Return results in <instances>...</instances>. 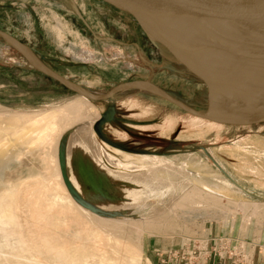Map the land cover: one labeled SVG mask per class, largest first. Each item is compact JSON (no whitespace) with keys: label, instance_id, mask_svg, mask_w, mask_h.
<instances>
[{"label":"rangeland","instance_id":"374dc122","mask_svg":"<svg viewBox=\"0 0 264 264\" xmlns=\"http://www.w3.org/2000/svg\"><path fill=\"white\" fill-rule=\"evenodd\" d=\"M0 29L28 46L62 78L93 94H101L120 82L146 80L195 110L205 111L207 107L206 86L201 80L149 38L130 15L100 2L0 0ZM212 84L222 87L214 81ZM75 102L79 105L75 106ZM71 104L74 108H69L71 115L74 112L71 124L67 129L59 128L55 134L48 132L54 139L45 134L41 141H31L18 150L13 148L17 157H7L8 163L5 161L0 169V195L7 196L5 193L11 191L8 187L20 183L22 192L25 189L20 195L33 196L36 183L40 185L50 178L57 145L59 171L68 192L76 193L77 197L71 194L72 197L78 198L76 201L86 209L95 213L106 211L112 215L104 216L126 221L122 220L118 234L122 240L138 245L141 264H147V260L150 264L178 261L196 264L214 255L230 264L264 262V120L247 125L214 122L191 115L154 91L136 85L92 101L58 83L0 37L1 127L7 125V115L30 117L66 109ZM212 108L217 113L229 112L228 94L214 97ZM110 109V118L102 124L103 133L124 149L103 141L93 131L110 156L138 166L146 165L144 154L172 159L190 172L191 176H187L190 182L177 191L157 188L149 192L145 183L135 187L124 179L109 180L104 171L90 166V160L79 153L71 158L69 169L66 152L71 138L78 136L90 141L89 122L94 123ZM6 136L0 135L2 148L10 145ZM80 161L91 167L96 187L81 180L83 174L77 172ZM166 174L159 171L157 176L178 180V175ZM73 176L84 183V193L74 185L77 181ZM214 177L226 178L234 185L229 188L216 184ZM193 185L252 205L242 209L241 205H218L198 197L192 202L187 193ZM102 201L110 206H102ZM146 219L155 221L154 230L138 228L141 220ZM12 243L0 261L31 263L32 256L18 254V243Z\"/></svg>","mask_w":264,"mask_h":264},{"label":"bare ground","instance_id":"6f19581e","mask_svg":"<svg viewBox=\"0 0 264 264\" xmlns=\"http://www.w3.org/2000/svg\"><path fill=\"white\" fill-rule=\"evenodd\" d=\"M163 26L169 32L171 31L174 42L182 45L186 52L207 72L210 79L217 85H221L222 87L239 86L241 88L240 92L228 94L230 111L225 114H217L222 117L246 121L264 118V41L251 39L234 28L213 22H168ZM149 38L155 41L150 35ZM174 60L176 61V59ZM178 63L180 62L178 61ZM184 68L188 70L186 67ZM125 87L127 88V86L123 88ZM76 104L79 105L75 102V106ZM80 106L77 108H80ZM69 108L74 109L71 104L66 109H54L55 111L42 112L30 117L29 115L14 116L12 114L13 116L9 115L10 117L7 115L5 119L7 125H4L5 127L0 126V135L9 136L8 140L10 145L9 147H0V169L4 165L5 159L7 157L10 158L9 156L11 155L18 154L15 151L24 144L35 140L41 141L45 137V134L49 135L50 133L52 135L53 131L55 134V131L59 128L63 129L68 124H71L70 121L74 116V112L71 115L72 109L70 110ZM59 116L61 119H57ZM22 119L25 120L22 121ZM89 123L91 126L89 142L83 137L73 135L74 137L71 138L66 152L67 166L69 169L72 164L71 158L75 153H79L82 156L85 155L90 160V166H97L102 172L104 171L111 178H108L109 180L117 181V179H124L131 181V185H135V187H139L145 183L146 185L144 186H149V192L157 188L177 191L190 182L189 178H187L188 175L189 177L191 176L190 172L183 169V166H177L172 159L144 154L142 156L146 165L138 166L125 163L124 160L122 161L110 156L95 138V135H93V121L92 124L91 122ZM13 148L17 149L14 150V153ZM53 160L56 163L54 167H50V178L45 179L46 181L40 185L36 183L38 185H35L37 187H35L36 190L31 188L34 190H31L34 194L30 192L33 196H21L25 189L22 192L20 183L8 187L11 188V191L9 192V189H7L9 192V194L7 192L5 193L7 196L0 195V258H5L4 255L2 257L1 255L5 253L7 246L10 247V244L13 242L18 243L16 247L18 254L20 252L21 254L27 253L32 256V258L30 257L32 259L31 263L28 264H91L94 262H98L99 264H141L142 253L138 245L136 244V246L134 243L122 240L118 234V227L121 228V224L126 221L122 219L124 221L122 222L119 217H106L107 215H112L106 211L98 212L97 210L98 213L92 212L83 207L80 204L81 202L78 203L76 201L78 198L75 199L71 195L76 196V193L74 194L73 191L72 193L68 192L61 178L57 160V145L56 158H53ZM90 168H87L80 161L77 172H82L83 179L81 180L90 182L93 187H96L95 178ZM119 169H125L126 171H120ZM159 171L167 172L166 175H178V180L175 182L159 177L157 176ZM74 179L77 181L74 183L76 188L81 193H84V183L76 177ZM173 179L176 178L173 177ZM213 180L217 182H215L216 184H223L229 188L234 185L228 179L222 177H214ZM32 183L30 184L32 185ZM25 184H22V186ZM120 186V190H125L124 192L126 193L128 192L126 188ZM205 188L208 190L205 191L195 185L191 186L190 193H187L191 201L198 197V199L204 198L205 200H210L211 202L220 203L225 206L241 205L242 209L252 205L245 202L229 200L222 194L210 190L207 187ZM101 189L98 187V190L102 191ZM146 189L144 187V191ZM140 192L142 193L143 191ZM102 193L104 194V191ZM153 193L155 192L153 191ZM159 194L161 195L162 193ZM26 195L28 196V193ZM224 200H226V203L222 202ZM101 205L110 206L106 201H102ZM116 205L120 208L121 203ZM103 214L107 215L104 216ZM24 215L25 217H23ZM141 221L143 222L139 223L138 227L141 229L149 228L154 230L157 226L153 219ZM10 238H12L10 240L12 242L8 245ZM14 261V264H23L20 260ZM26 262L25 260L24 263ZM0 264L8 263L6 261H0ZM147 264H150L149 260H147Z\"/></svg>","mask_w":264,"mask_h":264},{"label":"water","instance_id":"95a60500","mask_svg":"<svg viewBox=\"0 0 264 264\" xmlns=\"http://www.w3.org/2000/svg\"><path fill=\"white\" fill-rule=\"evenodd\" d=\"M130 15L139 27L153 37L171 56L201 80L207 91V107L205 111L195 110L153 83L144 80L120 82L101 94L92 92L62 78L17 38L0 29V37L16 47L34 66L45 72L67 89L83 95L92 101L106 99L124 86L136 85L161 95L187 113L214 122L229 125H247L264 120H240L222 117L212 108L214 97L240 92L239 86L216 87L212 84L207 72L186 52L182 45L174 42L171 31L164 24L185 23L190 21H206L234 28L251 39L264 41V0H94ZM112 109L94 121L93 131L103 141L124 149L109 140L103 133L102 124L110 118ZM70 188V186H69Z\"/></svg>","mask_w":264,"mask_h":264},{"label":"crops","instance_id":"0c3cea01","mask_svg":"<svg viewBox=\"0 0 264 264\" xmlns=\"http://www.w3.org/2000/svg\"><path fill=\"white\" fill-rule=\"evenodd\" d=\"M167 264H185L183 261L175 262H169ZM196 264H230L228 261L223 262L221 258H219L217 255H214L213 257L205 258L204 261H199ZM254 264H264L263 261H254Z\"/></svg>","mask_w":264,"mask_h":264}]
</instances>
